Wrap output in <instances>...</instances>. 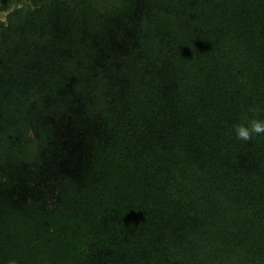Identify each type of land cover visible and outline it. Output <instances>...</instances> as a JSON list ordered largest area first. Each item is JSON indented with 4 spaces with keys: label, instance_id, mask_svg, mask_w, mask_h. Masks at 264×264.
<instances>
[{
    "label": "trees",
    "instance_id": "1",
    "mask_svg": "<svg viewBox=\"0 0 264 264\" xmlns=\"http://www.w3.org/2000/svg\"><path fill=\"white\" fill-rule=\"evenodd\" d=\"M0 41V264H264V0H50ZM257 110H259L257 112Z\"/></svg>",
    "mask_w": 264,
    "mask_h": 264
},
{
    "label": "flooded vegetation",
    "instance_id": "2",
    "mask_svg": "<svg viewBox=\"0 0 264 264\" xmlns=\"http://www.w3.org/2000/svg\"><path fill=\"white\" fill-rule=\"evenodd\" d=\"M46 1L50 0H0V41H8V33L12 29L13 19H16L15 16L19 12L28 9L36 11L42 8Z\"/></svg>",
    "mask_w": 264,
    "mask_h": 264
},
{
    "label": "clouds",
    "instance_id": "3",
    "mask_svg": "<svg viewBox=\"0 0 264 264\" xmlns=\"http://www.w3.org/2000/svg\"><path fill=\"white\" fill-rule=\"evenodd\" d=\"M258 111L259 110H257V112ZM234 130L237 139L249 141L256 136L264 135V119L257 116L256 118L251 119L247 125H235ZM9 264H15V261H9Z\"/></svg>",
    "mask_w": 264,
    "mask_h": 264
},
{
    "label": "rangeland",
    "instance_id": "4",
    "mask_svg": "<svg viewBox=\"0 0 264 264\" xmlns=\"http://www.w3.org/2000/svg\"><path fill=\"white\" fill-rule=\"evenodd\" d=\"M108 1H114V0H108Z\"/></svg>",
    "mask_w": 264,
    "mask_h": 264
}]
</instances>
